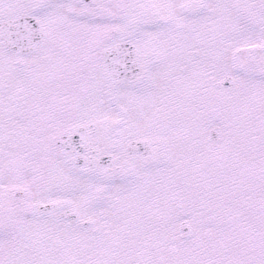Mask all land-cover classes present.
Segmentation results:
<instances>
[{"label":"snow or ice","instance_id":"6c2138e0","mask_svg":"<svg viewBox=\"0 0 264 264\" xmlns=\"http://www.w3.org/2000/svg\"><path fill=\"white\" fill-rule=\"evenodd\" d=\"M0 264H264V0H0Z\"/></svg>","mask_w":264,"mask_h":264}]
</instances>
